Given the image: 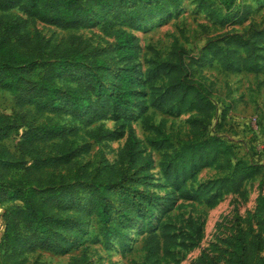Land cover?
Listing matches in <instances>:
<instances>
[{
  "label": "trees",
  "instance_id": "obj_1",
  "mask_svg": "<svg viewBox=\"0 0 264 264\" xmlns=\"http://www.w3.org/2000/svg\"><path fill=\"white\" fill-rule=\"evenodd\" d=\"M180 0H0V13L20 11L28 19L62 31L89 29L99 25L104 37L114 45L106 53L81 48L79 38L72 37L69 47L48 46L34 35L23 33V22L9 19L0 34V91L9 94L17 108L31 107L36 113L64 114L87 130L95 144L110 141L112 134L102 124L109 116L129 119L136 107L137 90L147 86L149 98L141 125L147 147L159 155V168L167 185L179 184L180 174L198 163L209 160L228 174L211 183L217 196L207 198L202 192L184 195L213 208L219 198L237 194L243 183L254 180L256 166L234 157L233 149L216 135H208L216 107L212 90L196 76L195 59L176 42L168 55L151 64L148 78L141 82L137 74L138 42L131 33L149 21L161 18L176 8ZM201 10L223 30L240 23L249 14L264 8V0H196ZM96 12L91 20L86 16ZM106 57L117 68L105 64ZM215 63L224 74L241 73L258 76L264 73V24L250 25L241 33L225 31L209 39L200 49L198 61ZM156 82L162 83L155 88ZM165 110L188 115L185 138L174 145L160 127L151 124L155 114ZM9 120L0 116V143L11 134ZM67 131L59 124L27 128L18 142V159L2 160L0 176L20 171L13 181L0 183L2 234L0 264H26L22 257L36 250L56 256L67 254L86 235L89 217L96 219L105 248L116 240L121 251L126 249V235L136 216L146 222L148 235L143 240L146 261L152 264L161 252L177 245L170 228L160 234L151 231L154 205L147 191L152 158L145 156L129 133L116 165L102 161L94 172L82 170L73 176L56 174L69 168L72 161L85 154L66 139ZM57 141L56 143H54ZM51 144L54 156L42 154L37 147ZM264 189V176L259 181ZM144 188V191H140ZM254 217L264 228V193L256 198ZM264 242H246L237 233L230 264H264L260 251ZM72 264H85L75 259Z\"/></svg>",
  "mask_w": 264,
  "mask_h": 264
},
{
  "label": "rangeland",
  "instance_id": "obj_2",
  "mask_svg": "<svg viewBox=\"0 0 264 264\" xmlns=\"http://www.w3.org/2000/svg\"><path fill=\"white\" fill-rule=\"evenodd\" d=\"M95 12L96 9H92L86 19L91 20ZM16 18L23 22V33L30 37L38 35L48 46L69 47L72 37L79 38L77 44L81 48H93L101 53H106L114 45L112 39L103 36L99 25L89 29L62 31L28 19L18 10L0 13V34L4 33L9 19ZM263 24L264 8L252 12L240 23H230L226 30L241 33L250 25L260 27ZM226 30L199 10L196 0H180L168 15L149 21L131 32L138 42L136 65L141 82L148 78L151 64L163 60L175 42L187 51L190 58L195 59L196 76L202 77L210 86L212 101L216 107L207 134L216 135L230 145L236 159L258 168L259 175L254 180L244 182L237 194L221 196L213 208L207 207L202 199L193 201L183 193L202 192L207 198L217 196L211 183L223 179L228 173L217 169L211 161L206 160L190 167L186 179L181 173L179 184L172 186L164 182L159 168V155L147 147L148 133L144 132L141 125L143 111L147 109V115L152 112L148 106L153 92L145 85L137 90L136 107L129 119L109 116L91 127L92 129L102 124L112 134L110 141L101 144L91 141L86 135L87 130L68 116L49 112L38 114L31 107L19 109L9 94L0 91V116L6 117L13 127L9 137L0 143L2 160L14 162L18 159L19 138L27 128L59 124L67 131H75L68 133L66 139L74 149L84 150L86 153L74 159L69 168L58 170L56 174L73 176L82 170L94 172L102 161L111 166L117 164L119 153L130 133L144 155L150 156L153 161L147 189L154 205L151 231L160 234L161 228L168 226L177 242L175 247L161 252L152 264H230L239 231L243 233L247 243L264 242V228H259L254 217L256 198L264 193V189L259 190L258 187L264 176V73L258 76L224 74L209 59L198 61L200 49L206 42ZM105 64L113 69L118 67L109 57H106ZM154 86L160 88L162 83L156 82ZM188 117L165 110L155 114L151 124L171 136L176 145L185 138ZM253 117L257 118L256 132L249 124ZM37 149L44 155L54 156L51 144L39 145ZM20 175V171L4 173L0 176V183L4 180L13 181ZM140 191L143 192L144 188ZM4 207L0 205V236ZM85 232L82 241L65 255L56 256L36 250L22 258L26 264H72L75 259L84 261L85 264H149L142 248L143 240L148 235L146 222L142 217L132 219L123 252L116 240H111L109 248L104 247L94 217L87 219ZM262 255L264 244L260 251V256Z\"/></svg>",
  "mask_w": 264,
  "mask_h": 264
},
{
  "label": "built area",
  "instance_id": "obj_3",
  "mask_svg": "<svg viewBox=\"0 0 264 264\" xmlns=\"http://www.w3.org/2000/svg\"><path fill=\"white\" fill-rule=\"evenodd\" d=\"M249 124H250L253 131L256 132L258 130V124H257V118L256 117L251 118Z\"/></svg>",
  "mask_w": 264,
  "mask_h": 264
}]
</instances>
